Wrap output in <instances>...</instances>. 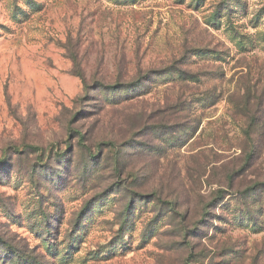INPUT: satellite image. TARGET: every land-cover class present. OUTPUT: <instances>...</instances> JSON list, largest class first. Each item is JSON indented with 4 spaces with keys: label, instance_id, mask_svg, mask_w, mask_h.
<instances>
[{
    "label": "rangeland",
    "instance_id": "1",
    "mask_svg": "<svg viewBox=\"0 0 264 264\" xmlns=\"http://www.w3.org/2000/svg\"><path fill=\"white\" fill-rule=\"evenodd\" d=\"M0 264H264V0H0Z\"/></svg>",
    "mask_w": 264,
    "mask_h": 264
}]
</instances>
